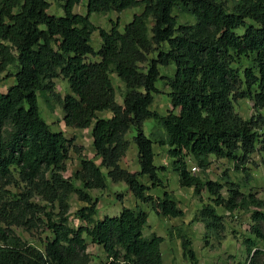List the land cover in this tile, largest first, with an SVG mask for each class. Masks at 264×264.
Returning a JSON list of instances; mask_svg holds the SVG:
<instances>
[{
  "label": "trees",
  "instance_id": "16d2710c",
  "mask_svg": "<svg viewBox=\"0 0 264 264\" xmlns=\"http://www.w3.org/2000/svg\"><path fill=\"white\" fill-rule=\"evenodd\" d=\"M51 2L61 4L63 15L50 13ZM83 3L86 15L75 13ZM137 8L142 13L123 32L119 20L110 31L91 22L94 14ZM179 14L191 15L194 24L181 25ZM98 31L96 49L92 39ZM170 67L174 74L163 76L161 69ZM4 73L13 83L0 88V264H92L84 236L103 248L104 264H164L165 238L145 237L149 213L144 207L162 218H183L185 212L172 193L149 194L165 187L161 174L166 169L156 164V145L166 149L180 187L201 199L208 194L211 203L199 215L210 233L223 230L217 208L229 215L251 213L255 240L245 242L247 264H264V250L257 247L264 244V201L228 180L221 184L193 175L189 167L197 163L205 173L214 157L240 169L254 155L264 156V115L259 113L264 110V0H0ZM114 74L125 86L122 103ZM59 78L69 86L65 97L55 92ZM160 81L168 89L166 114L153 109ZM47 96L61 108L67 128L90 129L100 164L43 119L40 98ZM241 99L253 104L256 115L249 120L235 110ZM105 112L111 116H101ZM150 120L155 126L147 136ZM131 142L139 171L121 167ZM72 151L79 168L67 178ZM110 183L125 184L136 204L99 219L100 201L90 192L105 191ZM73 195L86 205L77 212L83 223L77 229L69 226ZM15 228L48 230L51 236L41 250ZM169 236L181 241L186 261L198 263L186 229L174 227Z\"/></svg>",
  "mask_w": 264,
  "mask_h": 264
},
{
  "label": "rangeland",
  "instance_id": "374dc122",
  "mask_svg": "<svg viewBox=\"0 0 264 264\" xmlns=\"http://www.w3.org/2000/svg\"><path fill=\"white\" fill-rule=\"evenodd\" d=\"M50 13L55 15H63L61 4L51 2ZM75 13L80 15H86V3L75 8ZM142 13V9H132L125 11L124 13H109V14H94L91 17V22L98 28L110 31L111 26L114 22L120 21L121 29L124 31V27L130 23L135 14ZM179 23L181 25H192L194 24V18L189 14H179ZM92 45L98 49L101 45V38L99 31L93 35ZM14 70L10 69V73ZM163 76L173 75L174 68L161 69ZM5 73L0 75V88L9 87L13 83V79L5 77ZM115 88L118 92V102L122 103L121 94L125 89L119 78L114 74L111 76ZM55 92L60 97H65L70 93L69 86L66 80L59 78L55 80ZM158 88L161 91L160 94L155 96V102L153 109L166 114L168 109L171 108L168 89L165 87L163 82H159ZM41 114L43 119L51 126L54 132H61L68 140H75V144L78 147H82L84 156L93 159L96 158L92 150V139L90 129L88 130H76L67 128L63 122V112L57 102L52 97L40 98ZM236 112L245 120L251 119L256 115L253 109V104L247 99H241L235 104ZM259 113L264 115V110ZM101 116L110 117L109 112L103 113ZM155 126V122L150 120L145 123V134L149 136L151 130ZM134 135L132 130L128 135V139ZM135 144L131 142L130 150L128 152L127 161L122 162L130 171H137V157H135ZM156 153V164L166 169L163 172L162 178L165 187L162 189H152L149 194L155 197H161L162 194L167 191L172 193L176 200L179 202L180 207L185 212L183 218H162L159 217L150 207H144L145 211L149 213L148 227L145 229L144 234L146 238H149L152 234L164 237L165 242L162 244V254L164 264H193L186 261L183 258V251L181 247V241L178 239H171L169 232L174 227H183L189 233V236L193 243V249L198 256L197 264H247L248 252L246 241H254L255 238L251 233V213L246 211H238L232 215L227 214L223 208H217L219 215L224 217L222 222L223 230L217 233H210L203 221L200 219L199 212L203 206L211 203L209 202L208 194L204 195V199L199 198L194 194L192 189L182 188L179 185V177L171 169V160L166 153L165 148L155 146ZM264 156L254 155L252 157V163L245 166V168L237 169L233 162L228 160H217L214 157L209 158L208 163L210 164L209 169L204 173L201 168L199 176L204 179L224 184L227 180L236 185L240 191L245 194H253L258 199L264 201V164L262 160ZM100 164V161L97 162ZM190 163V165H191ZM79 166L78 156L74 151L70 154V160L68 162V171L66 177L72 176L74 171ZM144 184L151 186L148 179L142 180ZM76 186L80 187V183L76 182ZM225 197L228 196L227 189L224 190ZM91 196L94 199H98L99 203V219L102 216L112 217L120 214L121 207L124 205L129 208L135 207V199L132 194L128 191L125 184H109V187L105 191H91ZM42 206L46 204L39 200L35 201ZM84 203H81L76 195L72 196L69 226L72 228H79L83 225L77 216V212L85 207ZM47 211H52L51 207ZM264 211V210H263ZM54 213H59L57 209ZM16 234L21 237L24 241L30 245L44 250L46 238L51 236L48 230H39L34 232H27L22 228L14 229ZM88 245V253L91 256L92 264H104L107 262V256L103 248L94 245L87 236H84ZM257 247L264 250V244L261 242L257 243Z\"/></svg>",
  "mask_w": 264,
  "mask_h": 264
},
{
  "label": "crops",
  "instance_id": "0c3cea01",
  "mask_svg": "<svg viewBox=\"0 0 264 264\" xmlns=\"http://www.w3.org/2000/svg\"><path fill=\"white\" fill-rule=\"evenodd\" d=\"M133 136H134V135H133ZM132 138H133V137H132ZM132 138H131V140H132ZM92 150H93V152H94L93 147H92ZM135 151H136V152H135V157H137V154H138L137 147H135ZM94 154H95V152H94ZM95 157H96V156H95ZM93 160L96 161V162H98V160L100 161V158H97V157H96V158H93ZM137 166H138V169H140V167H139V163H138V157H137ZM121 167L124 168V169H128V168H127L126 166H124L123 164H121ZM78 168H79V166H78ZM78 168H77V169H78ZM77 169H76V170H77ZM128 170H129V169H128ZM137 171H139V170H137ZM135 204H136V202H135Z\"/></svg>",
  "mask_w": 264,
  "mask_h": 264
},
{
  "label": "built area",
  "instance_id": "2783aa9c",
  "mask_svg": "<svg viewBox=\"0 0 264 264\" xmlns=\"http://www.w3.org/2000/svg\"><path fill=\"white\" fill-rule=\"evenodd\" d=\"M189 167H190V171L193 175H199L198 173H199L200 169L197 167L196 164L191 163V165H189Z\"/></svg>",
  "mask_w": 264,
  "mask_h": 264
}]
</instances>
